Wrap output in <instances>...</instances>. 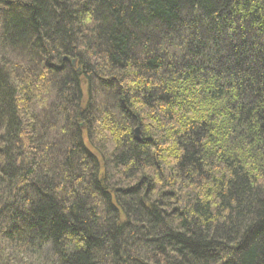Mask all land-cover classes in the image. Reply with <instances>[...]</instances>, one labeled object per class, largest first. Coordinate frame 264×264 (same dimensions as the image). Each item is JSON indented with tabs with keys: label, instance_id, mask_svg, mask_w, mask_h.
I'll list each match as a JSON object with an SVG mask.
<instances>
[{
	"label": "trees",
	"instance_id": "16d2710c",
	"mask_svg": "<svg viewBox=\"0 0 264 264\" xmlns=\"http://www.w3.org/2000/svg\"><path fill=\"white\" fill-rule=\"evenodd\" d=\"M0 264H264V0H0Z\"/></svg>",
	"mask_w": 264,
	"mask_h": 264
},
{
	"label": "water",
	"instance_id": "95a60500",
	"mask_svg": "<svg viewBox=\"0 0 264 264\" xmlns=\"http://www.w3.org/2000/svg\"><path fill=\"white\" fill-rule=\"evenodd\" d=\"M79 127H82V125H80ZM133 134H134V139L138 141V128L134 129Z\"/></svg>",
	"mask_w": 264,
	"mask_h": 264
},
{
	"label": "rangeland",
	"instance_id": "374dc122",
	"mask_svg": "<svg viewBox=\"0 0 264 264\" xmlns=\"http://www.w3.org/2000/svg\"><path fill=\"white\" fill-rule=\"evenodd\" d=\"M80 124V123H79ZM79 129L81 130L80 132H83L84 131V126L82 127H79ZM83 134V133H82Z\"/></svg>",
	"mask_w": 264,
	"mask_h": 264
},
{
	"label": "bare ground",
	"instance_id": "6f19581e",
	"mask_svg": "<svg viewBox=\"0 0 264 264\" xmlns=\"http://www.w3.org/2000/svg\"><path fill=\"white\" fill-rule=\"evenodd\" d=\"M74 62V61H73ZM72 62V66H74V63Z\"/></svg>",
	"mask_w": 264,
	"mask_h": 264
}]
</instances>
